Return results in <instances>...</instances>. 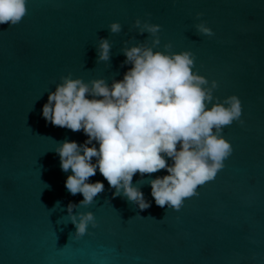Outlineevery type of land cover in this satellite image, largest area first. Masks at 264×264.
<instances>
[{"label":"water","instance_id":"1","mask_svg":"<svg viewBox=\"0 0 264 264\" xmlns=\"http://www.w3.org/2000/svg\"><path fill=\"white\" fill-rule=\"evenodd\" d=\"M136 19L160 26V50L190 51L197 74L216 81L214 97H238L243 123L222 129L232 148L224 167L178 210L150 195L146 181L164 170L133 175L144 210L113 197L97 172L89 180L104 191L73 208L96 227L76 237L66 206L83 197L66 190L70 170L53 150L86 136L46 123L41 108L62 76L121 79L123 42L151 40ZM201 21L212 36L195 31ZM99 38L108 62L96 61ZM0 264H264V0H26L17 24H0Z\"/></svg>","mask_w":264,"mask_h":264},{"label":"clouds","instance_id":"2","mask_svg":"<svg viewBox=\"0 0 264 264\" xmlns=\"http://www.w3.org/2000/svg\"><path fill=\"white\" fill-rule=\"evenodd\" d=\"M25 15L26 0H0V24L15 25ZM132 27L151 40L133 45L123 42L122 63L130 67L121 79L84 82L62 76L41 108L46 123L86 136L80 144L60 141L53 150L61 171L70 170L64 181L66 190L83 197L78 204L66 206L76 237L89 226L96 227L91 212L73 214V208L91 204L104 191L103 182L89 180L97 172L114 189L113 197L126 198L144 210L149 202L132 183L133 175L164 170L165 175L146 181L150 195L156 205L178 210L184 198L194 195L197 186L212 180L224 167L232 148L222 129L233 121L243 123L238 97H214L216 81L209 83L197 74L190 51H171L168 43L160 50L157 24L136 19ZM193 27L198 34L213 35L203 21ZM107 29L117 34L121 25L111 22ZM110 50L109 40L99 38L96 61L108 62Z\"/></svg>","mask_w":264,"mask_h":264},{"label":"snow or ice","instance_id":"3","mask_svg":"<svg viewBox=\"0 0 264 264\" xmlns=\"http://www.w3.org/2000/svg\"><path fill=\"white\" fill-rule=\"evenodd\" d=\"M211 181V180H210Z\"/></svg>","mask_w":264,"mask_h":264}]
</instances>
